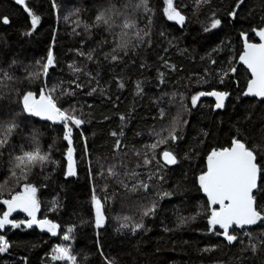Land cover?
Instances as JSON below:
<instances>
[{
	"label": "trees",
	"instance_id": "obj_1",
	"mask_svg": "<svg viewBox=\"0 0 264 264\" xmlns=\"http://www.w3.org/2000/svg\"><path fill=\"white\" fill-rule=\"evenodd\" d=\"M136 3L0 0V120L18 125L0 148V216L7 209L3 201L31 184L37 188V220L60 225L54 236L35 224L28 228L31 217L23 213L10 218L20 227L0 229L10 244L0 253V264H67L51 259L60 244L71 248L78 264H106L105 258L115 264H264V225L234 226L230 232L238 240L228 244L216 234L223 231L219 226L215 232L210 228L212 205L198 182L213 150L230 148L234 138L264 144V99L244 95L250 74L239 59L242 35L257 42L253 29L264 27V0H174L186 17L182 26L167 19L166 0H149L151 13L135 10ZM113 6L123 15H115L111 27L97 24L96 16ZM28 10L41 17L34 31ZM125 19L135 27L123 29ZM215 19L220 25L205 31ZM140 30L143 40L135 35ZM122 44L127 47L119 49ZM49 52L55 63L45 76ZM111 55L121 59L112 61ZM70 65L82 71L74 72ZM4 72L12 79H3ZM41 91L51 92L58 107L74 109L86 121L73 127L71 145L62 123L52 125L22 111V96L33 92L38 97ZM213 91L229 94L223 108H216L211 95L192 104L193 96ZM173 126L179 139L152 150L150 145L167 138ZM36 147L50 154V162L26 171L16 168L15 157ZM69 147L74 149L75 176L67 175ZM164 150L172 151L178 163L165 165ZM145 158L152 162L144 165ZM257 163L262 187L255 196L258 208H264V153H258ZM113 164L118 178L107 175ZM133 170L139 175L129 179L124 173ZM138 180L149 185L147 191H130ZM165 192L171 195L163 196ZM94 195L106 217L100 228ZM153 203L154 214L144 216ZM125 216L131 220L124 221ZM180 217L188 219L181 224ZM135 223L144 228L133 232ZM70 227L72 239L64 241Z\"/></svg>",
	"mask_w": 264,
	"mask_h": 264
},
{
	"label": "snow or ice",
	"instance_id": "obj_2",
	"mask_svg": "<svg viewBox=\"0 0 264 264\" xmlns=\"http://www.w3.org/2000/svg\"><path fill=\"white\" fill-rule=\"evenodd\" d=\"M19 4H24V0H16ZM202 3H207L209 0H200ZM242 3L243 0H240ZM167 7L165 8V14L167 19L170 21H175L181 26L185 23L186 17L182 14L177 7L174 6V0H166ZM239 6V5H237ZM135 10H143L145 13H151L152 9L149 7V0H138V3L132 6ZM29 11L30 22L32 30L34 31L36 26L40 23L41 17ZM123 15L119 12L115 6L101 11L96 16L97 24L112 26L114 23L113 17L115 15ZM230 15L235 17L236 13L233 12ZM3 23L7 24L9 21L7 17L2 18ZM150 22V21H149ZM221 21L219 19L213 20L210 28H206L205 31L215 29L220 25ZM123 29H131L135 27V23L125 19L122 24ZM141 31H137L135 35L143 40L141 36ZM254 33L260 38V43H251L248 41L247 35L244 34L245 40V50L243 54L239 57L240 61L246 65L247 69L250 71L252 79L249 81L247 90L244 93L245 96H253L264 99V27L259 29H253ZM31 35V32L27 33ZM127 33H125L126 35ZM144 35H149L145 32ZM119 49L127 47V44H122L117 46ZM114 52L117 49L113 50ZM84 55V53H80ZM91 54L88 55V59H91ZM121 57L119 55H111L112 61H118ZM55 58L51 52H49L46 64L43 65V74L46 76L48 69L54 66ZM215 63V61H213ZM73 67V66H69ZM173 69L175 66H171ZM74 72L82 71L80 68L73 67ZM232 72L236 69L232 68ZM162 75V74H161ZM3 79L11 80L12 77L8 73H3ZM222 82V81H221ZM124 85L121 84L120 87ZM138 94L142 91L140 84L136 85ZM55 91V89H52ZM95 91V89H93ZM212 95L216 97L217 103L216 108H223L225 100L227 99L228 93L213 91L210 93L201 92L198 95L192 97V104L195 106L197 101L201 96ZM22 104V111L31 116L40 117L45 120L62 123L66 129L64 139L68 141L69 145L72 143V133L73 127L79 128L86 121L81 119L75 114V110L67 111L62 110L57 106L56 100L53 98L51 92L47 94H41L40 98L37 99L33 92H27L24 94L20 100ZM121 120L124 119L123 116L120 117ZM18 127L14 120L2 121L0 120V148L7 145L10 134ZM175 126L169 131V135L165 139L158 140L156 143L150 145L152 150H155L160 144H165L168 140L175 142L179 137L175 134ZM264 132V129L261 130ZM113 136H117L116 132L112 133ZM123 135V133H120ZM159 135V134H158ZM261 140L264 141V135H261ZM121 147L120 141L117 140L115 144V149L119 150ZM258 153H264V144L251 143L245 139L234 138L232 141V146L230 148H224L221 150H213L207 157V171L198 177L199 186L202 191L207 195L210 204L212 205L210 218L208 223L213 232H215L216 227L219 226L223 231L216 233L217 235H222L228 244H233L237 242L238 236L230 229L236 226L239 229H244L245 226H252L257 224L264 225V208H258L257 200L254 193L261 188L262 185L259 183L262 169L257 163ZM136 155H140L136 153ZM162 159L165 165H175L178 163L176 155L170 150H164L162 152ZM68 159V169L67 175L75 176L76 167L74 159V149L69 147L67 151ZM15 167L26 171L35 167L37 165H44L50 162V154L47 152H41L39 147L34 148L30 151H22V154L15 157ZM55 163L54 161H51ZM152 161L145 158L143 161L144 165L150 164ZM140 165H137L139 167ZM107 175L109 177H119L120 172L117 171V165L113 164L107 169ZM13 176L16 175L15 172L12 173ZM129 179H136L138 173L133 171H126L124 173ZM101 175H104L101 172ZM26 178V177H25ZM151 175L149 179H151ZM125 188L128 187L127 184L121 180L119 181ZM149 185L143 180H138L136 184L130 189V191H137L143 188L147 191ZM95 191V190H94ZM37 188L31 184H25L23 191L15 194L11 199L4 200L3 203L8 206V211L0 216V229L4 228L5 225L11 224L13 227H20V223L12 221L9 219L11 213L17 209L26 212L31 220L27 222V227L31 228L34 224L38 225L41 229H46L52 235H59L60 225L54 223L51 220H37L36 213L39 210V201L36 197ZM171 193L165 192L163 196H170ZM163 198V197H161ZM93 202L95 205V225L100 228L104 225L106 217L103 212V204L101 199L93 196ZM218 205V207H216ZM156 209V204L153 203L150 207H146L143 211L144 216L154 214ZM124 221L131 220L130 217H123ZM188 218L180 217V223L183 224ZM195 219V217H191ZM122 228H128V223H122ZM144 228L143 223H135L132 226V231L135 232L139 229ZM74 231L73 228H68L66 234L63 235L62 239L64 241H70L72 239L71 233ZM245 235H251L250 233H244ZM264 243V241H262ZM10 247L9 242L0 237V253H6ZM252 250H256V244L251 245ZM211 249H204V251H210ZM53 261H65L67 264H78L77 256L72 253L69 246L57 245L53 249V254L51 256ZM106 259V264H115V260Z\"/></svg>",
	"mask_w": 264,
	"mask_h": 264
},
{
	"label": "water",
	"instance_id": "obj_3",
	"mask_svg": "<svg viewBox=\"0 0 264 264\" xmlns=\"http://www.w3.org/2000/svg\"><path fill=\"white\" fill-rule=\"evenodd\" d=\"M9 21V20H8ZM7 24H9V22L7 23ZM247 38H248V41L249 42H251V43H260L261 41H260V38H258V41L257 42H253V41H250L249 40V36L247 35ZM242 41H243V48H242V53H241V55L243 54V52H244V50H245V40H244V34L242 35ZM240 55V56H241ZM241 62V61H240ZM241 64L247 69V67H246V65H244L242 62H241ZM248 70V69H247ZM249 71V70H248ZM249 74H250V80L252 79V76H251V73H250V71H249ZM249 80V81H250ZM249 83V82H248ZM41 94H46V92L45 91H41V93H40V95L38 96V98L37 99H39L40 98V96H41ZM212 96V95H211ZM228 97H229V94H228V96H227V99H228ZM227 99L225 100V103L227 102ZM39 119H41L42 121H44V122H47V123H50V124H52V125H59V124H61V123H59V122H53V121H49V120H45V119H42V118H40V117H38ZM75 159V158H74ZM163 160V159H162ZM76 161V160H75ZM76 166V165H75ZM260 182V181H259ZM254 195H255V193H254ZM218 206V205H217ZM8 211V206H7V209H6V211L5 212H7ZM19 213H23V214H25V215H27L28 216V214L26 213V212H23V211H21V210H19V209H17V210H15V211H13L12 213H11V216L9 217V219L10 218H12V217H14V216H16L17 214H19ZM30 217V216H29ZM36 218H37V216H36ZM36 226H38V225H36ZM39 227V226H38ZM231 230V229H230Z\"/></svg>",
	"mask_w": 264,
	"mask_h": 264
},
{
	"label": "rangeland",
	"instance_id": "obj_4",
	"mask_svg": "<svg viewBox=\"0 0 264 264\" xmlns=\"http://www.w3.org/2000/svg\"><path fill=\"white\" fill-rule=\"evenodd\" d=\"M36 98H38V97H36ZM74 158H75V156H74ZM76 162V161H75ZM75 165H76V163H75ZM76 167V166H75ZM103 212H104V209H103ZM105 215V214H104ZM0 237H3L4 239H6L2 234H0ZM61 246H66L65 244H60Z\"/></svg>",
	"mask_w": 264,
	"mask_h": 264
},
{
	"label": "flooded vegetation",
	"instance_id": "obj_5",
	"mask_svg": "<svg viewBox=\"0 0 264 264\" xmlns=\"http://www.w3.org/2000/svg\"><path fill=\"white\" fill-rule=\"evenodd\" d=\"M216 207H218V206H216ZM234 227V226H233ZM231 231V230H230Z\"/></svg>",
	"mask_w": 264,
	"mask_h": 264
}]
</instances>
